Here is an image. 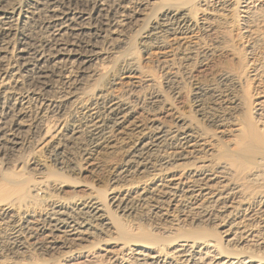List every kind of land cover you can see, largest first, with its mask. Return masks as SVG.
Returning a JSON list of instances; mask_svg holds the SVG:
<instances>
[{"label":"bare ground","instance_id":"6f19581e","mask_svg":"<svg viewBox=\"0 0 264 264\" xmlns=\"http://www.w3.org/2000/svg\"><path fill=\"white\" fill-rule=\"evenodd\" d=\"M256 1L264 4L0 0V244L22 256L5 264H40L31 248L55 264H264V236L255 237L244 215L249 198L264 202L251 189L264 158L246 157L264 146L262 70L250 72L259 79L256 98L246 105L232 95L224 111L244 72L219 65L208 74L216 56L236 54L232 19L254 31ZM133 31L135 41L116 52ZM141 53L146 63L156 55L161 76ZM233 109L255 118L228 116ZM230 126L234 137L218 142ZM32 139L56 170L40 171L24 154ZM106 155L117 158L108 199L87 179L69 193L65 174L94 175ZM37 190L51 192L48 203ZM149 206L153 229L136 221Z\"/></svg>","mask_w":264,"mask_h":264},{"label":"rangeland","instance_id":"374dc122","mask_svg":"<svg viewBox=\"0 0 264 264\" xmlns=\"http://www.w3.org/2000/svg\"><path fill=\"white\" fill-rule=\"evenodd\" d=\"M254 10L257 12V14L260 15V17H257L256 25H254L253 29L254 31L249 35L247 33H243L242 27L239 25L237 18L234 20L232 19V22L229 27V36L231 37L232 41L231 44L235 49V55H230L227 53H222L218 56H216L214 59H212L210 69L208 70V74L214 73L217 70V67L219 65H225L232 68H235L237 70H242L244 72V78L242 82V86L240 88H237L235 91H232L229 96H226L221 104V111H224L222 108L229 107V105L233 108V102L234 99H232V95H236L235 97L242 98L244 101H246V105L250 100H254L256 96H252L253 93L258 90H260V85H258V78H254L253 76L250 77V72L254 71L255 68H260L262 71L261 78L264 79V4L260 3L259 1L254 2ZM137 33L135 31L131 32L129 34V41L128 43L124 45L117 46L114 50L117 52H121L124 48L127 47L129 42L132 41V43L136 39ZM122 46V47H121ZM238 56V57H237ZM141 63L145 66H148L150 69L154 67V70L156 72V75L159 77L163 73L161 69H158L157 65L158 62L155 60L156 55H152V61L151 63H146L145 58L146 56L142 53L139 55ZM249 62H253V64H249ZM246 63V64H245ZM254 73V72H253ZM190 84H188V88H190ZM191 89V88H190ZM190 98H183V110L190 111ZM248 107V106H247ZM233 110H225L226 114L228 116H232L235 118V116H240L242 118H255L254 111L252 110L250 114H245L246 110L240 112L241 110L234 111ZM231 124V120H229L226 125ZM228 130L224 131V136H222L220 141L228 142L231 138L234 137V127H226ZM214 132L218 134V136L222 135L220 132V127H212ZM32 142V143H31ZM35 139L30 140V143L26 145V148L24 150V154H32L35 162L38 163V167L40 168V171H53L56 170V164L52 160V158L48 155V153H45V151H36L35 152ZM258 147V148H257ZM255 151H261L263 154L254 153ZM34 152V153H33ZM251 154H257L259 156H262L264 158V146H260L259 144L253 145L249 151L246 153V157ZM104 166L98 170L94 175H87L78 173V172H72V173H66L64 176V180L66 181L67 190L69 193L72 191V187L76 185L77 182L87 179L89 182H91L96 189H98L107 199L108 195L111 191V189L114 187V184L111 182V173H112V167L111 165L116 162L117 158L114 157V155H106L104 156ZM29 167V165H28ZM260 189L264 192V171L262 179L256 183L255 185L251 186V189ZM54 192V191H53ZM51 192H48L46 190H37V198L42 203H48L49 196L48 194ZM56 194L64 195L65 193H60V191H55ZM259 198H249L246 200V212H244V215H246V223L252 224L253 229H251V232L255 234V237L259 238L264 236V202H257ZM154 210L151 206L147 207L144 210H141L140 213L136 217V221L140 226H145L147 228L153 229L154 222L153 217ZM119 220V219H118ZM122 226L131 229V220H119ZM153 224V226H152ZM184 224V222L182 223ZM188 227V226H183ZM216 229H213L217 232H219V227L215 226ZM94 240V239H92ZM91 240V241H92ZM255 242V248L259 250L261 248V245L259 242ZM90 243V242H89ZM3 245V244H2ZM0 244V249L2 250V254L0 256V264H5V262H17L22 259V256H19L17 253H13V250L10 249L7 246H2ZM261 251V250H260ZM260 255H263V253L258 252ZM29 255L40 261V264H55L56 257H52L48 255L45 251L40 249L31 248L29 249ZM26 256V254H25ZM43 260V261H42Z\"/></svg>","mask_w":264,"mask_h":264}]
</instances>
